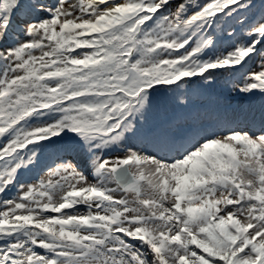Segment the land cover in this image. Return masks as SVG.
<instances>
[{"label":"snow or ice","instance_id":"1","mask_svg":"<svg viewBox=\"0 0 264 264\" xmlns=\"http://www.w3.org/2000/svg\"><path fill=\"white\" fill-rule=\"evenodd\" d=\"M0 264H264V0H0Z\"/></svg>","mask_w":264,"mask_h":264}]
</instances>
